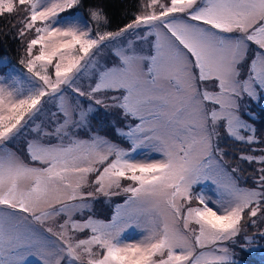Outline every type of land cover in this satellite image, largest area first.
<instances>
[{"label":"snow or ice","instance_id":"obj_1","mask_svg":"<svg viewBox=\"0 0 264 264\" xmlns=\"http://www.w3.org/2000/svg\"><path fill=\"white\" fill-rule=\"evenodd\" d=\"M82 7L0 0V264L264 259V0Z\"/></svg>","mask_w":264,"mask_h":264},{"label":"rangeland","instance_id":"obj_2","mask_svg":"<svg viewBox=\"0 0 264 264\" xmlns=\"http://www.w3.org/2000/svg\"><path fill=\"white\" fill-rule=\"evenodd\" d=\"M120 4L124 3H128V5H131V9L132 13H129V15L131 16V14H133L134 12H136L139 8V0H118ZM82 2H87L89 7L100 3L101 0H82ZM85 5V3H84ZM79 13L82 14V16L84 17V19H86L89 23V25L92 24L90 17L88 16V8L86 7H82L79 8ZM63 15V14H62ZM129 16V17H130ZM10 47H7V44H5V48H4V52H0L2 54H0V60H10L12 62L13 65H15L17 68L22 69V65L19 64V60L21 58V56L23 55V50H22V45L15 41V40H11V44L9 45ZM0 51H3L0 50ZM112 53L108 50L105 49L103 56L106 59L109 55H111ZM0 75H2V73H0ZM256 127H257V132L258 134H261V122L258 120L256 122ZM101 134L104 135L106 134L105 131L101 130ZM109 138H113L114 133H112L110 130L107 132ZM117 142H119L117 140ZM228 143H231V141L229 140ZM221 144L223 146L224 141H221ZM122 147H127V144H122ZM227 150V149H226ZM238 155V153H235ZM231 163H234L235 161H230ZM242 168L248 169L249 166L247 164H241ZM204 191L206 193V195L209 196H214L215 194V189L214 186H205L204 187ZM106 198L104 197H99V200H105ZM123 201V197H112L111 198V203H106V204H100L97 203L94 205L93 211L96 213V217L100 218V219H105V218H110L111 214L114 212L115 210V204L116 203H122ZM131 235L133 237L132 240H129L128 242H134L135 239H139L140 238V230L138 229H134V228H130L126 231L125 236ZM246 261L247 264H264V259L261 258L260 254H252L249 255L248 257H246ZM29 264H36V261L33 259L29 260Z\"/></svg>","mask_w":264,"mask_h":264},{"label":"trees","instance_id":"obj_3","mask_svg":"<svg viewBox=\"0 0 264 264\" xmlns=\"http://www.w3.org/2000/svg\"><path fill=\"white\" fill-rule=\"evenodd\" d=\"M85 3V7L89 8V5L87 2ZM105 7L104 10L109 18V26L108 30L115 31L118 28L122 27L124 24H126L129 21V13H132L131 5H128V3L120 4L118 0H101V2ZM11 38L5 37L2 33H0V50L5 48V44H7V47H10L11 44ZM2 54V53H0Z\"/></svg>","mask_w":264,"mask_h":264}]
</instances>
